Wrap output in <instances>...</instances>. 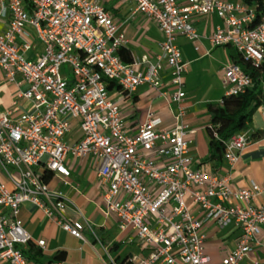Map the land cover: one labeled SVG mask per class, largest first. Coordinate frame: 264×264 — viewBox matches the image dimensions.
Segmentation results:
<instances>
[{"label": "built area", "instance_id": "2783aa9c", "mask_svg": "<svg viewBox=\"0 0 264 264\" xmlns=\"http://www.w3.org/2000/svg\"><path fill=\"white\" fill-rule=\"evenodd\" d=\"M106 0H0V19L8 18L0 33V78L15 88L13 106L30 102L31 111L13 118L0 110V264H32L25 251L32 242L19 218L30 204L65 232L82 239L84 222L65 218L67 203L50 192L43 175L70 176L65 158L89 155L99 162L97 177L105 187L106 215L117 217L118 228H130L150 248L139 264H207L203 221L189 209L191 201L205 220L217 227L241 230L238 243L222 264H240L251 252L264 225V206L252 201L264 191L252 183L233 190L227 177L202 168L192 169L187 156L183 77L187 63L175 41L199 40L193 18L216 15L212 47H232L255 67L264 62V16L251 28L255 8L244 0H129L133 13L154 23L163 35L160 53L145 71L121 61L118 50L127 41L114 23ZM27 27L42 45L35 60L26 58L32 46ZM68 65L71 74L61 68ZM169 69L176 106L172 128L148 112L135 135L123 125L120 108L108 85L132 94L141 85L160 88V72ZM225 96L251 87V79L233 62L224 70ZM70 120L78 122L82 138L69 145ZM250 142L246 132L224 143L223 160L232 167ZM43 249L45 241L36 243Z\"/></svg>", "mask_w": 264, "mask_h": 264}, {"label": "crops", "instance_id": "0c3cea01", "mask_svg": "<svg viewBox=\"0 0 264 264\" xmlns=\"http://www.w3.org/2000/svg\"><path fill=\"white\" fill-rule=\"evenodd\" d=\"M179 2L184 4L183 0ZM105 6L127 41L123 48L130 50L133 59L131 64L145 71L160 53L162 33L147 17L133 13L135 5L129 0H106ZM7 23V17L0 19V33L6 30ZM192 23L199 40L189 42L178 37L175 41L183 61L187 63L183 77L185 98L182 106L185 111L183 123L186 126L187 156L192 160L191 167L227 177L233 190L249 189L252 183L264 189V108L255 111L248 128L242 131L248 133L250 142L232 167L224 160L218 167L207 161V127L210 124L208 107L221 105L226 93L224 70L232 63V59L227 46L212 47L210 44L209 37L214 29L222 26V21L216 15L197 16ZM26 31L31 36L29 40L32 48L25 56L35 60L43 47L31 27H27ZM3 83L0 78V110L12 111L13 118L22 112L31 111L30 102H21L14 107L15 88L6 82L3 86ZM160 83L157 90L141 85L128 95L114 86L109 89L110 99L117 102L124 128L129 135L137 133L148 112L159 117L164 128L175 125L173 116L176 106L171 100L175 89L170 83L168 68L160 72ZM82 135L78 122L70 120V130L65 141L69 145L74 144ZM99 164L91 155L84 158L67 155L65 166L70 176L62 178L51 174L50 180L46 182L50 192L61 193L70 202L63 210L65 218L84 222L82 239L69 235L33 205L25 204L20 209L19 218L32 237L30 245L41 251L44 262L57 252H64L65 259L52 264H120L125 259L130 264H139L149 255L150 248L142 245L130 228L119 230L117 217L104 213L102 195L105 187L97 177ZM186 202L190 211L203 221L204 252L209 257L207 264H222V260L235 249L241 230L233 224L224 228L217 227L213 221L205 220L189 199ZM251 206H264V191L252 201ZM40 240L45 241L43 249L36 245ZM240 264H264V225L260 226L251 252Z\"/></svg>", "mask_w": 264, "mask_h": 264}, {"label": "trees", "instance_id": "16d2710c", "mask_svg": "<svg viewBox=\"0 0 264 264\" xmlns=\"http://www.w3.org/2000/svg\"><path fill=\"white\" fill-rule=\"evenodd\" d=\"M244 2L255 8V19L250 27H256L264 16V0H244ZM227 47L230 49L232 62L250 77L251 87L242 94L224 96L220 106L208 107L210 124L207 127L209 139L207 161L212 162L214 167L220 166L223 162L224 143L234 134L246 130L255 111L264 108V62L255 67L251 62L244 60L232 47ZM117 53L122 62L126 64L133 62L130 50L121 48ZM110 88L111 85H108V89ZM41 179L48 182L50 175H43ZM29 245L25 256L32 264H52L65 259L64 252H57L55 256L44 262L41 251ZM120 264L130 263L125 259Z\"/></svg>", "mask_w": 264, "mask_h": 264}, {"label": "rangeland", "instance_id": "374dc122", "mask_svg": "<svg viewBox=\"0 0 264 264\" xmlns=\"http://www.w3.org/2000/svg\"><path fill=\"white\" fill-rule=\"evenodd\" d=\"M64 72H68L69 74H71L70 68L68 65H65L64 67L61 68V74H64ZM3 86H5V82L3 83Z\"/></svg>", "mask_w": 264, "mask_h": 264}]
</instances>
